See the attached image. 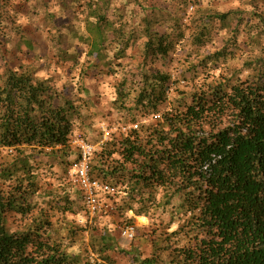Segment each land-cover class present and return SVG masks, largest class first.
<instances>
[{
    "label": "trees",
    "instance_id": "1",
    "mask_svg": "<svg viewBox=\"0 0 264 264\" xmlns=\"http://www.w3.org/2000/svg\"><path fill=\"white\" fill-rule=\"evenodd\" d=\"M37 1L45 7L42 19L51 25L47 33L60 61L80 66V85L78 97L70 99L32 66L0 67V151L14 154L0 168V264H116L113 254H128L97 226L89 232L92 257L66 252L52 239L43 209L29 227L9 226L10 216L25 218L36 210L41 158L67 171L79 162L72 139L89 101L83 78L118 72L110 108L125 132L96 149L90 174L122 196L118 213L147 218L161 211L170 213L171 223L181 222L153 242L150 256L130 255L133 263L264 264V11L258 10L264 0H251L249 12L197 7L187 23L185 11L197 1L172 0L171 10L150 7L132 22L124 7L143 10L140 0H65L60 9L72 11L77 21L66 31L45 1ZM10 7L11 0H0V53L11 40L4 31ZM15 32L17 44L36 61L46 59L31 36ZM220 32V49L200 53ZM68 36L83 46L82 62L64 47ZM239 38L246 47L244 79L242 73L224 74L242 51ZM185 42L198 51L180 60ZM134 48L137 58L123 63ZM47 198L60 214L85 211L82 196Z\"/></svg>",
    "mask_w": 264,
    "mask_h": 264
},
{
    "label": "rangeland",
    "instance_id": "2",
    "mask_svg": "<svg viewBox=\"0 0 264 264\" xmlns=\"http://www.w3.org/2000/svg\"><path fill=\"white\" fill-rule=\"evenodd\" d=\"M48 12L56 14V23L62 31L69 24L75 25L77 21L74 15L69 12L65 13L60 9V1L65 0H44ZM142 8L139 6H127L124 7L127 18L132 22L138 21V17L146 13V10L150 7H161L163 9H172V0H140ZM197 1L196 4L191 3L185 11L187 23L190 18L195 17V12H198L197 7L204 10H210L212 12H226L232 9L239 8L242 11L249 12L253 10L248 3L251 0H187ZM67 2H69L67 0ZM196 5V6H195ZM258 10L264 11L262 3L258 4ZM45 7L37 0H11V7L6 17L7 28L4 30L7 33L8 40L3 45V50L0 53V67L7 64L10 68L19 69L20 66H32V71H36L38 77H51L55 84V87L59 90H65V95L70 99L78 97V75L80 73V66L75 68L72 66V62L60 61L57 50L52 46L49 39L52 37L47 33V30L51 28V25L46 20L42 19L43 10ZM146 9V10H145ZM145 10V12H144ZM135 16H137L135 18ZM16 30L24 32V34L31 36L34 41L40 45V55L46 59L43 61H36L34 55L24 47L17 44L18 37L15 36ZM159 30V29H158ZM161 30V29H160ZM225 34L220 32L216 35L214 40L207 44L205 48L199 50L200 53H212L215 50L220 49L222 45V39ZM65 48H69V52L77 55L80 62L84 60L82 45H79L76 39L68 36L66 37ZM244 39L239 38V42L242 48L238 50V54L234 60L229 61L227 67L224 69V74L227 75L231 72L242 73L240 79H244L247 73L241 72V63L244 56L242 53L245 51L243 45ZM198 48L185 42L184 51L178 53L179 58L183 60L189 55V53H195ZM139 48H134L127 52L129 58L123 63H128L133 57L137 58ZM134 59V58H133ZM218 75V72H216ZM122 73L118 72L110 76H99L97 74H91L87 78H83V86L88 91L87 101L85 108L83 109L84 118L82 121L75 123L72 147L73 151L79 150L77 142L83 141L93 145L97 151L101 144L106 141H110L114 137H117L123 131L119 128L121 123V116L115 113L110 108V103L115 98V87L120 82ZM85 97V96H81ZM86 99V97H85ZM147 124L152 123L151 118H148ZM131 126L126 129H130ZM30 151V150H29ZM29 153V152H28ZM12 151L1 150L0 151V168L6 162H10L13 159ZM73 159V158H71ZM41 164L37 167V173L40 179L41 190L39 194L32 200L35 204L36 210L28 217L10 216L9 226L12 231L23 230L31 225L32 220L40 215V209L45 211L50 222L52 223V230L50 235L52 239H56L62 242L66 252L81 255L86 258L91 256L89 254V232L94 226L99 229L106 228L110 234L114 237L117 247L120 250L128 253L127 255L113 254V258L116 264H134L130 255H134L143 259L152 254L153 242L158 237L164 236L167 231L175 230L180 221L171 223L170 213H162L161 211H154L149 217H135L132 212L121 214L116 211V207L120 203L121 195H111L107 198V202L103 211L101 210L100 216L90 220L88 219L85 211H81L76 215L73 214H60L55 209L47 205V198L51 195H65L70 199L77 200L81 196L78 188L70 181V177L67 169H59V166H51L52 162L45 164V158H41ZM71 161V160H70ZM45 209V210H44ZM121 214V215H120ZM140 218V219H139ZM133 225L135 227V236L129 241L120 236L121 229L126 225ZM168 227L170 229L168 230ZM161 238H159V245ZM177 246V243H175ZM165 254H163L164 256ZM167 256V254H166ZM92 257V256H91Z\"/></svg>",
    "mask_w": 264,
    "mask_h": 264
},
{
    "label": "built area",
    "instance_id": "3",
    "mask_svg": "<svg viewBox=\"0 0 264 264\" xmlns=\"http://www.w3.org/2000/svg\"><path fill=\"white\" fill-rule=\"evenodd\" d=\"M122 131L125 132L124 129ZM77 146L80 152L79 162L69 169L68 174L70 181L81 193L88 219L93 220L99 217L101 210L105 208L104 197L113 195L114 192L109 184L94 178L90 174L89 164L96 148L83 141L77 142ZM120 236L131 241L135 236V227L130 224L124 226L120 231Z\"/></svg>",
    "mask_w": 264,
    "mask_h": 264
},
{
    "label": "bare ground",
    "instance_id": "4",
    "mask_svg": "<svg viewBox=\"0 0 264 264\" xmlns=\"http://www.w3.org/2000/svg\"><path fill=\"white\" fill-rule=\"evenodd\" d=\"M140 219V218H139Z\"/></svg>",
    "mask_w": 264,
    "mask_h": 264
}]
</instances>
